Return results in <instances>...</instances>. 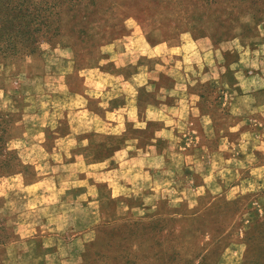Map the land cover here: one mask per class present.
<instances>
[{"label":"rangeland","instance_id":"374dc122","mask_svg":"<svg viewBox=\"0 0 264 264\" xmlns=\"http://www.w3.org/2000/svg\"><path fill=\"white\" fill-rule=\"evenodd\" d=\"M135 33L145 44L168 43L179 58V67L160 66L156 77L182 81L187 95L199 89L211 102L223 94L211 80L243 48L264 66V0H0V112H8L0 113V137H10L0 149V264H264V135L250 145L247 135L238 140L224 129L241 144L232 161L235 149L218 148L216 135L196 141L187 128L168 131L179 155L163 157L143 203L98 225L83 248L69 235L51 236L38 227L40 214L27 211L24 184L49 169L39 161L65 154L61 85L78 88L114 42ZM222 109L226 127L236 114ZM186 121L199 131L197 117ZM176 136L194 141L181 150ZM46 142L62 148L46 150Z\"/></svg>","mask_w":264,"mask_h":264},{"label":"crops","instance_id":"0c3cea01","mask_svg":"<svg viewBox=\"0 0 264 264\" xmlns=\"http://www.w3.org/2000/svg\"><path fill=\"white\" fill-rule=\"evenodd\" d=\"M145 41L136 33L117 40L114 52L90 67L93 73L82 74L78 88L71 89L67 82L61 85L69 110L62 114L66 130L59 132L66 141L65 154L54 160H40L49 169L26 182L22 189L23 196L32 203L27 211L38 212V227L46 228L56 239L69 235L75 246L83 248L98 225L143 203L147 187L156 185L163 157L179 155L171 147L175 135L168 131L187 128L195 133L196 141L203 134L216 135L222 144L218 148L235 149L232 161L241 144L229 140L224 129L237 135L238 140L246 141L247 135L250 145L264 135V120L260 119H264V66L251 62L255 56L249 52L254 49L243 48L230 69L211 80L210 84L220 87L223 93L211 102L204 91L198 89L189 96L182 81L156 77L160 66L179 67V58L168 43ZM149 93L156 101L146 100ZM88 98L98 100L102 107L82 108ZM224 106L236 114L226 127L218 122L217 115ZM46 115L50 119L61 116ZM191 116L198 118L199 131L187 126L186 119ZM57 127L56 124L51 130ZM181 130L179 134L187 133ZM176 137L181 141L175 146L181 150L194 141ZM46 143V150L62 148L57 142ZM56 245L53 240L46 247ZM34 259L43 262L44 257L35 253Z\"/></svg>","mask_w":264,"mask_h":264},{"label":"trees","instance_id":"16d2710c","mask_svg":"<svg viewBox=\"0 0 264 264\" xmlns=\"http://www.w3.org/2000/svg\"><path fill=\"white\" fill-rule=\"evenodd\" d=\"M2 46H3V45H2ZM2 46H0V47H2ZM4 48L11 49V47H9V45L4 46ZM11 50H12V49H11ZM0 113L3 114V113H8V112L3 111V113H2V112H0ZM9 139H10L9 135L5 136V135L3 134L2 138L0 137V149H2V147L5 146V141H7V140H9ZM94 245H95V244H94ZM92 246H93V245H92ZM86 256H87V254H84L83 257H82L84 261L86 260V259H85Z\"/></svg>","mask_w":264,"mask_h":264}]
</instances>
